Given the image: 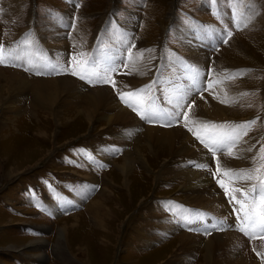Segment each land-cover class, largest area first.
Masks as SVG:
<instances>
[{
	"label": "rangeland",
	"instance_id": "obj_1",
	"mask_svg": "<svg viewBox=\"0 0 264 264\" xmlns=\"http://www.w3.org/2000/svg\"><path fill=\"white\" fill-rule=\"evenodd\" d=\"M250 1L254 3L252 14L242 19L243 12L250 10ZM236 9L242 18L232 15ZM229 31L230 37L225 35ZM225 39L228 43H223ZM0 45L10 53L9 66L0 65V264H173L167 262L165 253L170 249L174 255L177 233L149 247L138 242L136 229L157 230L148 227L157 217L150 208H159L177 220L184 233L206 238L225 231L245 240L237 230L238 205L230 202L217 180L227 182L222 176L224 169L255 170L264 164L260 151L264 148V0H0ZM79 53L94 58L102 67L117 66L118 71L112 74L115 87L111 83L90 85L70 74H36L38 68L47 71L42 67L45 63L69 66L74 55L81 59ZM132 64L139 72L131 70ZM193 66L199 70L195 79L190 70ZM56 79L61 83L58 98L55 92L54 99L35 101V90L51 83L56 86ZM225 84L233 88L222 104L226 118H201L199 108L207 105L208 90ZM148 85L150 90L135 102H149L156 110L174 116L144 121L119 98L118 93ZM66 89L81 91L74 98L64 97ZM187 90L192 94L185 99L183 91ZM96 91L104 93L106 101L89 124L85 121L92 106L87 101ZM10 99L19 101L9 103ZM178 101L182 107L171 112L169 104ZM114 103L127 111V128L118 120L113 122V116L120 117ZM250 120L256 123L241 142L249 144L252 154L241 165L233 161L234 155L239 156L235 150L232 157L219 151L213 157L184 126L203 135L206 122L235 127ZM149 129H180L201 149L202 156H177L178 148L166 142L151 149ZM152 150L159 156L156 163L148 158ZM145 156L156 177L143 167L140 160ZM217 159L221 174L214 176ZM165 161L172 162L176 171L205 174L226 207L229 225L204 233L187 231L192 218L183 216L186 210L195 212L194 220L203 218L210 224L222 218L184 203V178L168 172L158 174ZM233 186L243 188L246 184L239 181ZM117 200L119 205H114ZM91 202L98 209L89 216ZM121 211L124 214L113 220ZM206 226L201 224V228ZM98 231H107L108 236ZM245 241L257 264H264V252L250 244L264 242V238ZM166 242H171L170 246L159 249ZM202 251L203 245L185 264H197ZM220 251H216L219 257Z\"/></svg>",
	"mask_w": 264,
	"mask_h": 264
},
{
	"label": "bare ground",
	"instance_id": "obj_2",
	"mask_svg": "<svg viewBox=\"0 0 264 264\" xmlns=\"http://www.w3.org/2000/svg\"><path fill=\"white\" fill-rule=\"evenodd\" d=\"M252 4L254 5V3H251V1H250L248 8H250V6ZM243 13H245L243 15L244 17L242 18L241 17L242 14H240V18L245 19V20L248 19V16L250 14H252V8H250V10H247V12H243ZM189 49H191V48H189ZM191 57L193 58V56H191ZM133 65L134 64H132V67L133 68L131 70L132 71L134 70V71H138L139 72V69L136 70V68ZM1 76H3V75H1ZM20 78H22V77H20ZM58 81H59V79L53 80V82H56V86L53 83H51L50 81H48L51 84H47L48 86H44L43 89L37 88L35 90V94H34L35 101H37V102L40 103V101L42 99H44V98H47V99H52L53 98L54 99V97H55L54 93L55 92H56V97L58 98V93L57 92H58V89L60 90V88H61V87H59V85L61 83H59ZM67 82H69V80ZM23 83H24L23 86H26L27 85L26 82H23ZM190 84H192V85L194 84V80L193 79H190ZM41 85H42V83H41ZM63 85H64V83H63ZM64 86H66V85H64ZM217 86L218 87H215V88H213L210 91L208 90L207 94H208V100L209 101L208 102L206 101L207 102L206 103L207 105H204L201 108H199V111L201 113V118H204L207 121H218V120H220L222 118H226L225 115L223 114V110H225V108L222 106V104L225 102V98L230 97V92H232V89L233 88L231 89V87L228 84H225V85H217ZM77 91H81V90L80 89H78V90H76V89H69L66 92L63 91V93H65L64 97L70 96V97L74 98L77 95V93H78ZM107 92H109V91H107ZM183 92L185 93V99L187 98V95L188 96H191V94H192L189 90L183 91ZM103 94L104 93H102L101 91H96V92H92V93L89 94V98H88L87 103H90L91 106H92V108H91L90 112L87 115L88 121H85V122H87L89 124H92L93 123L94 116L96 115V113L99 112V108L102 107L101 105L104 103V101H106L105 99H103ZM161 98H163V102H164V104H166L165 98L163 96H161ZM15 100L14 99H10L9 103H13ZM16 101H19V100L17 99ZM221 101H224V102L221 103ZM77 102H78V100H77ZM183 102H184V100H181V103H183ZM232 102H233V100L230 101V104H232ZM176 104H177V102L176 103H170L169 106H168V109L172 112L174 109L177 108L176 106L173 107ZM62 105L63 104H61V106ZM65 105H66V103H65ZM65 105H64V107H65ZM198 105L200 107L201 103L198 104ZM114 106L116 108L115 110H117L119 112L120 117L119 118H115V116H113L112 117L113 122H116L118 120V121H120L119 122L120 125L123 124V127L122 128H125V127L127 128V124H128V121H127V118H128L127 111L125 109H123L122 107H120L116 103H114ZM103 108H104V105H103ZM16 109L17 108L13 106V110H16ZM13 110H11V112H13ZM54 111H55V109H54ZM113 112H115V111H113ZM58 113H59V111H58ZM80 117H81V115H80ZM41 122L42 123H46L47 121H41ZM200 122H203V121H200L199 120L198 123H200ZM130 127H131V124H130ZM14 129H15V127H14ZM112 129L113 128L109 129V132H111ZM147 129H146L145 133L148 132ZM187 135L184 132H182L180 129H171V130H167V129H155V130L154 129H149V136L150 137L147 136V141H148L147 143L149 144L150 148L153 149V145H157V143H161V142H166L168 145H171V147H177L178 148L177 149V152H176L177 156H180V155H183V156H193V157L196 158L198 155H201V153H202L201 152V149L199 147H197L193 143L194 141L191 143V141H190V139L188 138ZM43 137H46V135L43 134ZM117 137L119 138V135H117ZM179 143H182L183 146L182 145L179 146L178 145ZM238 146H240L241 148L238 149V147H237V148H233V150H235L234 152H238L239 153V157L240 158H236L237 156L234 155L233 158L234 157L235 158L233 159V161H234V163H236V165H241V164H244V162H246L247 160H249L251 158V155H249V154H252V152L245 151L247 148L250 147L249 144H246V143L241 142ZM157 157H159L158 154L155 155L154 152H153V150H152V153L150 155H148V158H150L151 160H153L154 163H156L155 161H156V159H158ZM165 157H163L162 159H165ZM140 161H142V164H143V167L145 168V170H147L148 172H150L152 174L154 173V171H150V170H153V167L151 165H149V162H148L146 156L144 158H141ZM171 163L172 162H168V161L163 162V169L164 170L163 171H159L158 174L165 175L166 174L165 172H168V173H173L174 176H180L181 175L184 178V180L186 181L187 185L185 187V190H186L185 191V193H186V195H185L186 196V199H184L183 202L186 203V204H188V205H192L194 207H199L201 209L210 210L209 213L214 214V215H217V216H220L222 218V220H218L216 222L213 221L211 224L207 223L206 219H204L205 225L206 224H207V226L217 225V227L220 226L221 228L229 225V223L231 221V218L228 217V214L225 211L226 207H225L224 203L221 201V199L216 195L217 194V191L213 187L211 188L210 182L205 177V174H201V173H198V172H195V171L192 172V171H189V170H186V169H180V170H177L176 171V170H173V168H171ZM124 167H125V165H124ZM240 169H242V168H239L238 170H240ZM125 171H126V169H125ZM123 173H124V171H123ZM153 176L156 177L157 175H154L153 174ZM146 178H148V177H146ZM240 182H242V184H245L244 181H240ZM103 183H105V182H103ZM130 189L131 188H129L128 191H130ZM108 192H110V191L108 190ZM102 193H103V190L101 191V194ZM115 193L116 192H113L114 195H115ZM114 195H112L111 197L116 198ZM94 203L95 202H91L89 204V206L87 207L88 214L90 213L91 215H93V212L92 211H94V213L97 212L98 207H97V204H95V206H94L93 205ZM96 203H99V201L96 202ZM106 203H108V202H106ZM113 203H114V205H117L118 204V200L117 201H114ZM101 204H99V205H101ZM228 205L231 206V204H228ZM107 209H109V208H107ZM113 209H114V206H113ZM146 210H148V208H146ZM149 212L150 213L151 212L155 213V215L157 217L155 219L156 222H153V224L148 225V227H155V228H157V230H151V231L148 232V231H145L144 229H140V230H137L136 229L135 230V233H136L138 242H139V244L142 247H149V246L153 245L154 243H160V241L164 240L168 235L177 233L178 236H176L175 238L173 237L176 240V243L174 245L175 246V248H174V251H175L174 252V255H173V250H170V249H169V251L167 250L166 253H165V257L168 260L167 262H170V263L172 262L173 264H185V262L187 261V258L189 256L194 255L196 251H199L200 246L203 245V251H202V253L200 255V258H199V261H198L197 264H257V262L255 261V259L250 255L249 249H248V247L246 245V241L243 240L237 234H233V233H229V232L227 233V232L223 231L222 234H220V235H211L210 237L207 236L206 238H200L198 236H194V234H197L195 232L192 233V234L191 233H184L182 231V225L177 220H175L174 218H172L170 215H168V214L165 215L162 212L161 209L158 208L156 210V209L150 208V211ZM90 214H89V216H90ZM122 214H124V213H122V211H121V213H115L114 214L115 216H112V219L113 220H118V218L121 217ZM139 214H141V213H139ZM100 215H102V214H100ZM100 215H98V216H100ZM106 215H109V214L107 213ZM74 217H77V215L76 216H73L72 218H74ZM224 220L226 222H228V223L225 224L224 223ZM111 228L112 227L110 226V228L108 229V231H109L110 234H111ZM98 233L102 234V236H104V237L108 236L107 235L108 234L107 231H105V232L98 231L97 234ZM97 236H99V238L101 237V239L104 240V238H102V236H100V235H97ZM201 236H203V235H201ZM258 236L259 235H257L256 238ZM104 243H106L105 240H104ZM166 243H164V244H166ZM170 244H171V242H168L165 246L162 245L163 247H160L159 249H164V248L170 246ZM250 244H252V246L255 244L256 248L259 249V251L264 252V242L263 241H257L256 243H250ZM80 246H82V244H80ZM174 246H172V247H174ZM36 247H38V249H41V243L39 245H36ZM216 251H220L221 252L220 253V257L216 254ZM82 256H83V253H82ZM171 256H173L174 258L171 257ZM38 258H40V256H38Z\"/></svg>",
	"mask_w": 264,
	"mask_h": 264
},
{
	"label": "snow or ice",
	"instance_id": "obj_3",
	"mask_svg": "<svg viewBox=\"0 0 264 264\" xmlns=\"http://www.w3.org/2000/svg\"><path fill=\"white\" fill-rule=\"evenodd\" d=\"M215 2V0H213ZM230 37L232 33L229 31L225 34ZM223 43H228V40H223ZM10 53L6 51L3 45H0V65L9 66L8 56ZM142 55V54H141ZM78 59L74 55L72 63L69 66L60 65L59 62L56 64L45 63L42 67L47 71H41L37 69V75L43 74H70L78 77L81 81H85L90 85H106L111 83L115 87V80L112 79V74L118 71L117 66H101L94 58L87 57L85 53H79ZM131 60V56H129ZM134 66V65H133ZM125 68L128 65H124ZM190 70L195 73V76L199 75V70L194 66ZM151 85L145 86V89H138L127 93H118L120 100L132 111L140 115L141 119L152 122L157 117L163 116H174L172 113H162L156 110L151 105H145L143 100L139 103L135 102V99L147 90H150ZM127 97V98H126ZM224 101H221L223 103ZM176 107H182L178 101ZM189 110L192 108V104L188 105ZM184 118L187 120V112L184 113ZM256 123L255 120L244 122L243 124L230 127L227 124H216L206 122L203 124V135L200 130L194 131L188 127L187 124L184 126L188 128L189 132L199 140V142L212 153L213 157H216L217 152L227 153L228 156L234 155L233 148H237L241 143V137L247 134L251 126ZM170 126V125H168ZM245 151L251 152L252 148L249 147ZM261 159L264 160V148H261ZM236 158H240L237 156ZM197 167H206V165H196ZM264 164L255 170L248 169H224L222 176L227 178V182L224 179H218L217 183L224 190L226 196L229 197L230 202L238 205L235 208L237 215V223L239 224L238 231L244 233L250 239L260 235L264 238ZM221 174V166L217 159V168L212 175ZM244 181L246 186L235 187V182ZM251 182V183H250ZM239 194V196L237 195ZM213 229H217V225H212ZM191 230V229H190ZM218 230V229H217ZM207 231V229H206ZM211 234V233H208ZM257 255H261L257 252Z\"/></svg>",
	"mask_w": 264,
	"mask_h": 264
},
{
	"label": "crops",
	"instance_id": "obj_4",
	"mask_svg": "<svg viewBox=\"0 0 264 264\" xmlns=\"http://www.w3.org/2000/svg\"><path fill=\"white\" fill-rule=\"evenodd\" d=\"M248 6H249V5H248ZM222 12H223V11H222ZM244 12H247V10L244 11ZM231 13H232L233 16H235V17H237V18L240 17V14H241L240 10H238V9L232 11ZM226 15H229V14L226 13Z\"/></svg>",
	"mask_w": 264,
	"mask_h": 264
}]
</instances>
